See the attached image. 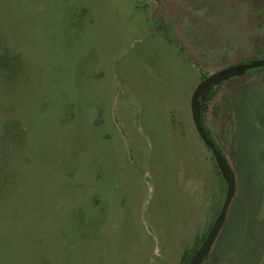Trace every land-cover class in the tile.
<instances>
[{"label": "rangeland", "instance_id": "obj_1", "mask_svg": "<svg viewBox=\"0 0 264 264\" xmlns=\"http://www.w3.org/2000/svg\"><path fill=\"white\" fill-rule=\"evenodd\" d=\"M262 58L264 0H0V264H182L226 190L185 105ZM244 77L222 124L201 113L235 177L202 264H264V68Z\"/></svg>", "mask_w": 264, "mask_h": 264}, {"label": "water", "instance_id": "obj_2", "mask_svg": "<svg viewBox=\"0 0 264 264\" xmlns=\"http://www.w3.org/2000/svg\"><path fill=\"white\" fill-rule=\"evenodd\" d=\"M264 67V58L254 59L237 65L229 66L217 71L205 79H203L197 87L194 89L190 98L191 117L194 128L200 137L203 144L211 153L220 175L225 181V197L223 203L219 209L217 216L215 217L210 229L208 230L204 240L199 245L194 255L188 261L187 264H202L205 257L208 255L223 223L227 213L228 206L231 202L235 191V177L234 172L231 169L227 159L224 155L215 147L213 141L209 138L205 128L201 122V96L203 92L210 86H216L223 80L235 75L246 73L248 70Z\"/></svg>", "mask_w": 264, "mask_h": 264}, {"label": "crops", "instance_id": "obj_3", "mask_svg": "<svg viewBox=\"0 0 264 264\" xmlns=\"http://www.w3.org/2000/svg\"><path fill=\"white\" fill-rule=\"evenodd\" d=\"M262 70V69H261ZM246 74L244 75H240L239 77H236L235 79H233L232 81H228L226 82V84L221 88L220 91H217L213 94V96L211 97V99H209L208 103H207V106H208V109L210 110L209 113H207V116L209 115L210 117L212 118H216L218 121L220 120V123L222 124V117H221V112L223 110V106L220 104V108H219V104H218V101H217V98H218V95L221 94L224 95L226 94V92L230 91V90H242L240 88H243V85L247 86L248 83L245 81V76ZM196 77L197 75L195 74V83H196ZM224 82V81H223ZM223 82L219 85H216L217 87L215 88H220L222 85H223ZM249 87V86H248ZM245 88V87H244ZM195 89V88H194ZM253 90V95L254 94H258L255 96V104H253L251 107L253 108L254 105V109H257V112H258V109L260 108L259 105L261 103V92L258 89H251ZM194 91V90H193ZM193 93V92H192ZM192 95V94H191ZM260 95V96H259ZM191 98V97H190ZM252 102V100H251ZM185 109H187V112L189 114V110H190V113H191V109H190V102L186 105H185ZM222 109V110H221ZM186 112V111H185ZM256 112V114H257ZM190 117H191V114H190ZM256 117V115H255ZM207 117L205 116L204 119V127L206 130H208L209 132V127L208 125L206 124V119ZM192 120V119H191ZM202 122V121H201ZM223 126V125H222ZM210 133V132H209ZM196 140V139H195ZM196 142V141H195ZM195 148L197 149V152H198V155L200 157V163H194V167L197 169L199 168V171L202 172V167L204 166V157H205V154L203 153V151H201L197 144H194ZM205 146V145H204ZM211 155V154H210ZM212 157V156H211Z\"/></svg>", "mask_w": 264, "mask_h": 264}, {"label": "trees", "instance_id": "obj_4", "mask_svg": "<svg viewBox=\"0 0 264 264\" xmlns=\"http://www.w3.org/2000/svg\"><path fill=\"white\" fill-rule=\"evenodd\" d=\"M262 68H264V67L256 68V69H251V70H248L246 73H248V72H253V71H257V70L262 69ZM246 73L239 74V76H240V75H244V74H246ZM205 78H206V74L203 73V74L201 75V79H205ZM212 94H213V91L210 90L209 93L207 94L206 99L201 103V113H203L204 110L206 109L207 101L210 99V97L212 96ZM201 121H203V120H202V116H201ZM203 127H204V125H203ZM204 128H205V127H204ZM205 130H206V129H205ZM206 133H207V135L209 136V138L213 141L215 147L221 152V150H220L218 144H217L216 142H214V140L211 138L210 133L208 132V130H206ZM221 153H222V152H221ZM212 159H213V157H212ZM213 160H214V159H213ZM227 162H228V161H227ZM218 172H219V170H218ZM219 174H220V173H219ZM220 180H221V184H222V190H224L223 188L225 187V181L223 180V178H222L221 175H220ZM210 227H211V226H210ZM208 230H209V229H208ZM208 230H207L206 232H204L203 235H201V237L199 238V240L197 241V243L195 244V246H194L192 249L185 251V253H184V255H183V259H182V260H183V261H182V264H187V263H188V261H189V260L191 259V257L194 255V253H195V251L197 250V248L199 247V245H200V244L202 243V241L204 240V238H205V236H206Z\"/></svg>", "mask_w": 264, "mask_h": 264}]
</instances>
